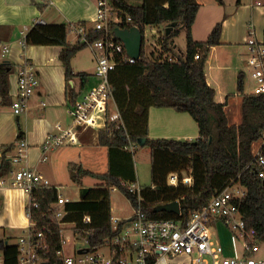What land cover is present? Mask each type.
Instances as JSON below:
<instances>
[{"label": "trees", "instance_id": "1", "mask_svg": "<svg viewBox=\"0 0 264 264\" xmlns=\"http://www.w3.org/2000/svg\"><path fill=\"white\" fill-rule=\"evenodd\" d=\"M118 9V21L111 22L112 30L137 26L143 33L141 57L133 64H118L111 72L113 97L125 129L114 126L99 131V144L108 149V170L93 172L80 163L68 165L71 180L83 185L87 176L102 183L91 188L82 200H70L64 204V216L58 219L53 210L59 192L56 186L43 187L34 191L33 200L38 206L33 208V232L42 226L51 228L48 236L50 247L42 256L55 262L61 259L58 251L63 249L64 224H74L75 231L88 241V250L96 251L118 237L125 226L122 220L115 229L111 214V191L119 188L134 208L139 206L138 195L129 190V185L137 183L133 153L125 147L129 141L151 148L152 184L143 186L142 209L151 219H175L186 224L190 216L206 206L219 192L232 183H239L246 189V196L239 208L249 228L257 231V239L264 244V180L257 169L250 165L254 159L253 146L264 132V93L245 92L246 73L238 75V91L242 95V119L238 125L231 124L225 109L226 102L217 100V89L208 83L206 64L213 46L221 44L222 22L217 23L204 41L193 38L192 27L196 21L200 4L197 0H142L133 5L126 0H111ZM130 19V20H128ZM166 24L165 35L160 37L162 50L145 52L146 26ZM186 31L184 54L170 55L172 40L180 30ZM70 27L66 23L35 24L26 35L27 45H57L62 50L60 58L67 79L77 76L72 68L73 58L88 46L80 38L69 43ZM87 38L94 42L103 39L102 30L88 29ZM114 34V31L112 32ZM119 41V39H117ZM199 58H196V55ZM165 57V58H164ZM13 65L0 63L1 104L10 97L9 77ZM88 76V74H78ZM77 99L72 93L71 102ZM151 107L172 108L179 113H189L197 122L199 136L195 140L169 138H149V115ZM24 136L20 132L19 137ZM17 139V140H18ZM15 145L3 148L0 157V176L12 170V163L6 156ZM190 170L191 185L169 184L173 173L182 174ZM179 200L180 214L157 211L165 203ZM0 252L4 254V264H17L18 246L0 238Z\"/></svg>", "mask_w": 264, "mask_h": 264}, {"label": "built area", "instance_id": "2", "mask_svg": "<svg viewBox=\"0 0 264 264\" xmlns=\"http://www.w3.org/2000/svg\"><path fill=\"white\" fill-rule=\"evenodd\" d=\"M50 1V0H47ZM118 9L111 0H98L95 30H102L105 37L91 42L86 31H83L80 39L93 51L95 59L94 76L98 82L71 102L69 114L72 122L69 126L60 123L55 124L42 146L43 155L41 160H48L47 153L63 146L76 145L79 142V131L88 127L104 129L114 126L117 129L124 128L121 113L113 97V85L110 74L118 64L135 63V59L128 55L124 44L112 34V21H118ZM130 20V19H128ZM39 24L43 23L38 20ZM26 36L21 40L26 46ZM249 56L247 59L246 76L253 81L251 93H264V41H258L253 34L248 38ZM10 47L5 45L3 53H8ZM170 61H175L173 55H165ZM164 57V58H165ZM199 58V55H196ZM40 85L35 64L26 59L19 68L17 98L12 104L16 115H20L28 108V100ZM115 105L116 111L110 112L111 104ZM102 121V122H101ZM137 144L129 141L126 149L136 152ZM28 143L24 136L19 137L15 144L16 153L6 154L12 164L21 163L26 157ZM254 159L250 165L256 167L258 176L264 180V132L262 137L253 146ZM3 148L0 147V157ZM170 183L174 186L179 184L191 185V174L173 173ZM10 184L22 188L29 196L27 216L29 218V230L26 236L19 238L17 264H173L177 257L187 255L191 258V264H264L256 254L260 251L261 242L257 239V231L249 228L239 208V203L246 196V189L239 183H232L226 189L216 194L211 201L200 210L195 211L186 224L175 219H151L142 209V189L139 184L129 185V190L138 195L139 206L134 208L131 217L127 221L122 233L109 241L108 255L88 250L87 247H78L77 254L69 255L66 250V240L63 237V249L58 251L61 256L59 261L50 262L42 256V252L48 251L50 244L48 236L52 233L51 228L42 226L37 232H33L36 223L33 221V208L38 203L33 200L34 191L39 188L51 187L50 181L36 168L22 167L11 170L7 175L0 176V186ZM68 198L58 196L53 210L58 219L65 214L63 206ZM113 226L116 229L122 221L118 217H112ZM221 222L233 234V256L225 253L222 243L215 237L213 226ZM77 233V232H76ZM69 239V238H68ZM236 239L242 241L243 252L237 251ZM79 250H84L79 253ZM5 263V257L0 252V264Z\"/></svg>", "mask_w": 264, "mask_h": 264}, {"label": "crops", "instance_id": "3", "mask_svg": "<svg viewBox=\"0 0 264 264\" xmlns=\"http://www.w3.org/2000/svg\"><path fill=\"white\" fill-rule=\"evenodd\" d=\"M126 1L133 4L130 0ZM197 2L200 4V9L192 27L195 40H206L214 26L222 22L221 44L211 48L206 64V77L208 83L217 89V100L226 102L225 109H227L229 106L238 105V101L227 91L225 81L227 74L224 70L228 71L226 68H232L236 72L240 68L247 69L249 56L247 40L251 34L258 41H264V0H197ZM97 9L98 0H0V63L13 65L9 77L10 97L6 103H0V147L15 145L20 132H23L28 143L26 157L21 163L12 164V170L31 167L42 172L48 180L54 176L44 168V164L49 162V158L46 162L41 160L43 143L47 135L54 130L55 124L71 125L72 118L69 114V107L72 93L80 98L84 91L96 84L98 80L95 77L96 81H93L85 69H80L78 56L83 50L77 53L72 60V68L77 76L68 80L60 58L61 46H23L21 40L35 24H39L38 20H42L41 24H68L70 27L68 41L74 44L82 36L83 31L94 29ZM5 45L10 47L8 53H3ZM184 52L185 50L179 49V53H177L171 47L170 54H184ZM26 59L35 64L40 85L28 100L27 110L16 115L12 104L17 98L19 68ZM244 71L246 73V70ZM82 73L88 74V76L78 75ZM231 90L233 91V87ZM150 123L149 115V128ZM99 129L96 127L81 129L78 144L63 146L62 149L57 148L58 151H56L57 149L53 150L56 161H63V165H66L67 168L69 163L75 162L88 169L83 163V156L85 159L86 151L90 153V150L91 154H106L108 159L107 147L99 144ZM150 133L148 134L149 138H151ZM164 136L172 137L171 135ZM198 136L199 133L192 140L197 139ZM177 138L191 140L188 135H180ZM76 147H78L79 153L75 151ZM84 148L85 151H82ZM15 153L14 147L10 154ZM98 184L100 183H95L93 187ZM52 186L57 187V185ZM93 187H86L83 179V185L79 187L80 200L85 198ZM59 195L62 194L59 192ZM28 203L29 196L22 188L10 184L0 186V238L5 240L15 237L18 235L16 232L21 230L28 233L30 224L27 216ZM212 230L215 237L224 246L226 255L233 256L235 250L232 232L221 222L215 223ZM235 241L237 251L242 253V241L240 239ZM263 246L264 244L261 243L260 251ZM262 258L261 260L264 261V256ZM172 263L191 264V258L181 255Z\"/></svg>", "mask_w": 264, "mask_h": 264}, {"label": "rangeland", "instance_id": "4", "mask_svg": "<svg viewBox=\"0 0 264 264\" xmlns=\"http://www.w3.org/2000/svg\"><path fill=\"white\" fill-rule=\"evenodd\" d=\"M131 3L137 5L141 4L142 0H130ZM96 22L94 23V27ZM166 24L162 26H146L145 28V52L146 56L149 57L152 52L156 54L160 53L162 50V43L159 40L162 35H165V28ZM73 37V34H71ZM186 31L185 29L180 30L178 36H176L172 40L171 47L177 53H179V49L183 51L186 50ZM78 65L80 69H85L87 73H89L90 78H93V81H96L94 76V54L92 49L89 46H86L83 51L78 56ZM228 71L224 70L227 74L226 83H227V91L230 93V96H235V99L238 101V105L229 106L226 109L229 121L231 124L238 125L242 119V112H241V104L242 99L241 94L238 91V75L242 68L238 69L236 72L232 70V68H226ZM247 70V69H244ZM95 78V79H94ZM98 82V80L96 81ZM79 84V82H78ZM233 87V91L231 90ZM253 87V81L246 76L245 77V92H251ZM110 112H115L116 107L111 104ZM150 128L149 132L151 138H167L164 135H171L169 139H176V140H186V139H178L177 137L180 135H188L191 140L196 138L199 133V127L197 122L189 113H178L174 109L171 108H158V107H151L150 109ZM102 122V121H101ZM151 130V131H150ZM95 136V135H94ZM61 149L63 147H60ZM73 148V147H68ZM57 149V148H56ZM60 149V150H61ZM76 152L79 151L78 147L75 148ZM87 150V149H86ZM90 150V149H89ZM58 151V149L56 150ZM85 151V148L82 149ZM55 151H50L48 153L49 162L44 164V168L54 175L50 178L49 181L52 185H57L59 188V192L62 194L63 197L68 198L70 200H80L81 194L79 193L78 185L74 184L71 180L70 171L63 165V161H56ZM79 153V152H78ZM84 155V154H82ZM86 157L84 159L83 156V163L85 167L88 169L97 172L103 173L108 170V159L107 155L95 153L91 154L86 151ZM99 155V156H98ZM78 157V156H77ZM102 157V158H101ZM101 158V159H100ZM79 161V160H78ZM133 162L134 167L137 174V184L140 186H150L152 184V157H151V148L149 146H143L142 144H137L136 152L133 155ZM190 170L184 171L182 174H190ZM172 174L168 177V182L170 183V178ZM84 183L86 187H93L95 183H102L99 179L94 177L87 176L84 178ZM134 212V207L132 206L131 202L128 198L122 193L119 188H114L111 191V214L114 217H120L122 219H127L131 217ZM64 231L63 237L66 240V250L69 255L77 254L76 245L78 247H87V243L85 238L81 235L76 233L74 229V224L68 223L64 224ZM214 230V229H213ZM18 235L15 237H11L5 239L10 244H17L18 240L21 236H26L27 233L21 231L16 232ZM69 238V239H68ZM241 243V242H240ZM99 253H105L108 255L109 251V244H106L98 249ZM264 256V246L261 247V251L256 254L258 259H263ZM179 260V259H178Z\"/></svg>", "mask_w": 264, "mask_h": 264}, {"label": "water", "instance_id": "5", "mask_svg": "<svg viewBox=\"0 0 264 264\" xmlns=\"http://www.w3.org/2000/svg\"><path fill=\"white\" fill-rule=\"evenodd\" d=\"M114 33L116 38L124 44L129 56L135 59H139L141 57L143 49V33L140 28L137 26L127 29L116 27ZM156 210L180 214L181 206L179 200H175L159 205ZM83 251L84 250H79V253H83Z\"/></svg>", "mask_w": 264, "mask_h": 264}]
</instances>
